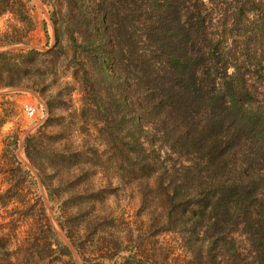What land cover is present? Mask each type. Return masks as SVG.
Masks as SVG:
<instances>
[{"label": "rangeland", "instance_id": "obj_1", "mask_svg": "<svg viewBox=\"0 0 264 264\" xmlns=\"http://www.w3.org/2000/svg\"><path fill=\"white\" fill-rule=\"evenodd\" d=\"M248 1L205 3L213 14L214 28L226 32L232 61L242 67L247 89L264 102V0H253L259 6L246 18L240 11ZM73 14L79 12L67 0H15L7 9L0 2V53L46 52L55 46L57 37L60 44L55 55L31 53L13 62L0 58V83L9 79L23 83L0 86V264H208L206 245L190 240L176 230L180 222L167 218L169 205L161 173L165 165L187 163L185 157L165 144L161 132L165 123L156 115L138 117L144 128L139 132L141 142L149 152L156 149L152 164L143 162L142 155H133L131 112L112 110L109 95L122 85L119 92H124L127 105L140 97L127 91V71L120 80L121 74L109 66L110 75L117 78L115 89L100 79L94 81V68L69 43L66 27ZM15 64L20 72L9 74L8 67L16 69ZM26 105L37 108L34 116L26 114ZM113 124L117 127L111 128ZM40 131L36 144L42 176L25 152L27 137ZM15 133L19 135L15 155L32 174L19 192L41 197L72 258L63 256L55 262L45 245L50 232L38 227L43 216L22 218L18 201L10 200L9 191L5 192L19 190L18 174L8 172L7 163L15 162L12 151L3 156L9 135ZM166 218L175 230H163ZM242 229L237 228L233 236L242 256L251 259L253 248ZM32 233L34 238H29ZM216 253L221 264H233L222 249Z\"/></svg>", "mask_w": 264, "mask_h": 264}, {"label": "trees", "instance_id": "obj_2", "mask_svg": "<svg viewBox=\"0 0 264 264\" xmlns=\"http://www.w3.org/2000/svg\"><path fill=\"white\" fill-rule=\"evenodd\" d=\"M14 1L0 2L7 9ZM67 2L79 12L67 21L69 43L94 68V81L100 79L112 89L117 78L110 75L109 66L121 74L120 80L127 71V91L140 97L127 105L124 92H119L122 85L109 95L112 110L132 113L133 155H142L143 162L152 164L156 149L149 152L141 142L139 132L144 128L140 118L156 115L165 123L166 128L161 129L165 144L187 161L165 165L161 173L169 222H180L176 230L206 245L208 264H221L216 253L219 249L233 264H264V102L257 101L247 89L242 67L232 61L226 32L214 28L205 0ZM258 6L249 0L240 12L248 18ZM59 48L57 37L55 46L46 52L0 53V58L13 62L31 53L46 57L55 55ZM18 67H8L7 72L19 73ZM9 80L0 86L23 84ZM37 90L45 95L42 87ZM40 133L27 137L25 152L42 176L36 144ZM8 139L3 156L12 151L15 162L7 163L8 172L18 174L19 190L13 193L8 188L5 192L9 191L10 200L18 201L22 218L43 216L38 227L50 232L45 245L55 262L63 256L72 258V250L60 240L41 197L19 192L32 174L15 155L19 135H9ZM167 218L163 230H175ZM240 226L253 248L251 259L244 258L237 248L233 234Z\"/></svg>", "mask_w": 264, "mask_h": 264}, {"label": "built area", "instance_id": "obj_3", "mask_svg": "<svg viewBox=\"0 0 264 264\" xmlns=\"http://www.w3.org/2000/svg\"><path fill=\"white\" fill-rule=\"evenodd\" d=\"M25 112L28 116H34L37 112V108L34 105H26Z\"/></svg>", "mask_w": 264, "mask_h": 264}]
</instances>
